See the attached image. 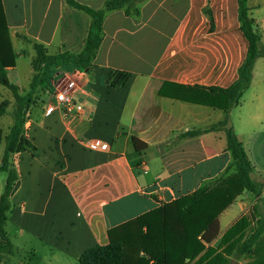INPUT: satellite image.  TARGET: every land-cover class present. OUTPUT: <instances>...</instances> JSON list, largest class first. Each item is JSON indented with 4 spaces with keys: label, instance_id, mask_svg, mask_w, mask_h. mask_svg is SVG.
Here are the masks:
<instances>
[{
    "label": "crops",
    "instance_id": "1",
    "mask_svg": "<svg viewBox=\"0 0 264 264\" xmlns=\"http://www.w3.org/2000/svg\"><path fill=\"white\" fill-rule=\"evenodd\" d=\"M77 1L97 10L106 2ZM2 3L18 54L8 78L25 94L33 72L23 84L18 61L25 56L32 65L35 58L28 55L34 48L26 38L50 54L80 53L92 18L65 0ZM248 7L264 48V0H249ZM137 8L138 14L131 15L125 8L106 12L91 70L59 67L52 84L40 89L29 107L26 136L36 150L11 157L18 180L6 231L14 253L2 255L1 264H78L86 251L111 245L110 232L234 175L225 130L182 137L226 117L227 128H233L253 164V182L263 190L260 196L244 191L236 198L219 216V236L206 250L217 249L243 216L251 220L246 236L258 223L264 227V57L256 60L238 106L221 110L184 100L237 81L249 48L240 29L238 0H143ZM112 71L128 72L130 80L110 88ZM65 79L77 83L74 100L82 104L81 112H67L56 102L54 84ZM53 105L56 110L47 113ZM2 131L3 137L9 133ZM133 139L145 150L137 151ZM92 140L106 142L109 150L90 149ZM19 255L27 259L16 260ZM229 259L230 264L249 261Z\"/></svg>",
    "mask_w": 264,
    "mask_h": 264
},
{
    "label": "trees",
    "instance_id": "2",
    "mask_svg": "<svg viewBox=\"0 0 264 264\" xmlns=\"http://www.w3.org/2000/svg\"><path fill=\"white\" fill-rule=\"evenodd\" d=\"M65 1L69 6L87 13L92 18L84 48L80 53L50 54L44 45L27 39L33 45L35 58L32 62L30 90L22 94L21 89L8 78V69L16 67L18 54L13 49L4 6L0 0V86L12 93L15 104L12 114L14 124L7 136L3 137V131L0 129V145L5 143L0 172H8L4 192L0 198V264L2 255L14 253L12 240L6 231L8 214L12 209L10 197L18 180V173L11 162V157L14 154L36 150L26 136V123L27 111L34 102L37 92L52 84L57 69L61 66L72 64L81 72H89L94 66L102 43L106 12L125 8L127 15L138 14L137 5L143 0H106L104 7L98 10L77 0ZM248 1L238 0L240 29L248 41L249 48L246 59L238 71L237 81L227 89L211 88L209 92L201 93L199 99H184L187 102L221 110H230L240 104L244 93L250 87L256 60L264 57L261 36L250 15ZM130 77L128 72L112 71L109 87H123ZM10 105L8 101L0 103V117L7 113ZM227 125L228 117L204 130L188 131L182 137H195L203 133L225 130L227 150L236 168L234 175L219 178L209 186L164 204L110 232L111 245L97 246L86 251L78 264H187L195 259H197L195 264H230V257L248 258L246 264H264V246L259 248L264 227L258 223L254 232L246 236L245 232L251 226L249 216L241 217L224 234L217 249L206 250V245L212 244L219 236V216L236 198L244 191L260 196L263 190V187L253 182L251 178L253 164L233 128H227ZM133 143L139 152L146 148V145L137 139H133Z\"/></svg>",
    "mask_w": 264,
    "mask_h": 264
},
{
    "label": "rangeland",
    "instance_id": "3",
    "mask_svg": "<svg viewBox=\"0 0 264 264\" xmlns=\"http://www.w3.org/2000/svg\"><path fill=\"white\" fill-rule=\"evenodd\" d=\"M6 7H7L8 12H10V3L6 2ZM40 8H43V6H40ZM26 40H27V38H26ZM30 40L33 42H36L38 44H41L40 42H38L36 40H32V39H30ZM31 49L32 48H30L28 55H32L33 53L35 54V51L33 52ZM17 72H18L19 76H21L20 81L23 84H27L28 75H30V73L33 72L32 65H31V59L28 57L26 58L25 56H22L20 58V60L18 61ZM0 89H1L0 90V103L4 102V101H8L11 104L9 109H8V112L4 116L0 117V129L4 130L7 133L9 131V128L12 127L13 122H14L12 114H13L15 104H14V98H13L12 93L3 86H0ZM3 151H4V145H1L0 146V154H3ZM0 165H2V162H0ZM7 177L8 176L6 173L0 174V194H2L4 192ZM250 231L251 230L248 231V235H249ZM25 259H27V257L21 256V255H19L16 258V260H25Z\"/></svg>",
    "mask_w": 264,
    "mask_h": 264
},
{
    "label": "built area",
    "instance_id": "4",
    "mask_svg": "<svg viewBox=\"0 0 264 264\" xmlns=\"http://www.w3.org/2000/svg\"><path fill=\"white\" fill-rule=\"evenodd\" d=\"M77 83L73 80H62L54 84L55 99L58 105H63L65 110L70 113H78L83 110V106L80 103L75 102L74 92L77 89ZM56 110V106H50L47 109V113H53ZM88 147L92 150H109V145L106 142L100 140H92L88 143Z\"/></svg>",
    "mask_w": 264,
    "mask_h": 264
}]
</instances>
